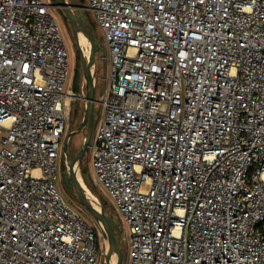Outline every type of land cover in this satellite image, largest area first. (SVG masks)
<instances>
[{
  "label": "built area",
  "instance_id": "obj_1",
  "mask_svg": "<svg viewBox=\"0 0 264 264\" xmlns=\"http://www.w3.org/2000/svg\"><path fill=\"white\" fill-rule=\"evenodd\" d=\"M85 2L107 50L94 185L127 228L122 264H264V0ZM58 10L0 0V264H102L59 185Z\"/></svg>",
  "mask_w": 264,
  "mask_h": 264
},
{
  "label": "rangeland",
  "instance_id": "obj_2",
  "mask_svg": "<svg viewBox=\"0 0 264 264\" xmlns=\"http://www.w3.org/2000/svg\"><path fill=\"white\" fill-rule=\"evenodd\" d=\"M69 1H71V0H69ZM86 7H87V5H86ZM86 7L80 8V11H82V16L84 17L83 20L84 21L86 20L85 22L87 24H88L87 14L89 16H91V18L93 19V21L91 19V23L92 22L94 23L93 36H94L96 45L98 46V51L96 54V68H95V76H96V80H97L95 100L97 102L98 99L100 98V95H101V92L103 89L104 78L107 75V60H106L107 50L103 46H101L102 41H103L102 32H101L99 26L97 25V23L95 22L93 14L89 10L87 11ZM58 12L60 13V17L59 18L57 17V20H58L59 24H61L63 27L64 36H65L66 41H67L73 79H74L75 71L78 69H79V71H81L82 77H83V71H82V66H81V61H80V54H79V49H78L77 44H76L74 32L71 29V27H68V25H67L68 22L64 19L60 10H58ZM81 47L84 48L85 52L90 51V49H91L90 44H88L86 46H81ZM82 84H83V86H85L84 77L82 80ZM71 91H72L73 97H71L70 105H69L70 106L69 107L70 120H69V125H68V133L78 131L77 133H75V134H77L76 138L73 139V141H71V143L73 144L72 158H74L77 155V153L81 150L83 143L85 142V137H86V134L88 133V128L85 127V128L81 129V124H82L83 119H84V110H85V106H86V101L84 99V97L86 96V89L84 88V92L81 93L79 97H76L74 95L73 89ZM76 109L78 110V113H79L77 115L75 114ZM100 117H101V108L99 107L98 104H96L95 105L93 136H92L91 141H93L95 139L97 128H98V125L100 122ZM64 172L67 173V176L69 177L68 172L65 170H64ZM83 172H85V176L89 180V185H87L85 182V176H84ZM79 175H80L81 180L90 189V192L96 198H98L100 200V202L102 204V208L104 209L105 213L107 214L108 218L110 219V221L114 227V230H115L116 235L118 237V243L121 247L123 256H125L126 246L123 244L124 243L123 240L126 236L125 233L127 231V228L125 227L124 221H123L121 214L118 211L117 206L115 205V202L113 201V199L103 190V188L94 185L95 176H94L93 169H92V150L90 147L87 149L85 157L83 158ZM63 180H64L63 174L61 173L59 185H60L62 195L64 196L66 201L72 207H74L77 211L81 212L82 215L87 219V221L92 226H94V228L97 230V232L99 234L100 250L102 252L101 262H102V264H107L106 259H107L109 245H108V241L105 238L104 233H103L100 225L80 205V203H79V201L75 195L74 190L72 189L73 191H71L70 189H68V186H66V184H65V180L64 181Z\"/></svg>",
  "mask_w": 264,
  "mask_h": 264
},
{
  "label": "water",
  "instance_id": "obj_3",
  "mask_svg": "<svg viewBox=\"0 0 264 264\" xmlns=\"http://www.w3.org/2000/svg\"><path fill=\"white\" fill-rule=\"evenodd\" d=\"M53 6L59 9L62 13L64 19L68 22L69 26L74 32L77 47L79 49L80 61L83 71V77L85 80L86 96L84 97L86 101V106L84 110V119L81 124V129L87 127L88 133L85 137V142L81 150L70 162L68 175L71 186L75 192V195L80 203V205L95 219V221L100 225L105 238L108 241L109 249L107 254V264H112V257H116L115 264H122L124 256L121 247L117 240V235L114 227L105 213L104 209H97L88 199L85 194L78 174L82 165L83 158L89 148V145L93 136L94 128V116H95V95H96V54L98 51V46L86 26L84 25L82 19L78 15V10L80 7L75 6L69 0H53ZM84 38L87 39L90 44V56L86 57L84 48L80 46V40ZM78 131L69 133V137H72ZM64 151L68 155L69 142L65 143Z\"/></svg>",
  "mask_w": 264,
  "mask_h": 264
},
{
  "label": "trees",
  "instance_id": "obj_4",
  "mask_svg": "<svg viewBox=\"0 0 264 264\" xmlns=\"http://www.w3.org/2000/svg\"><path fill=\"white\" fill-rule=\"evenodd\" d=\"M72 4H74L75 6H77V7H80V8H82V7H86V2H85V0H71L70 1ZM78 15L80 16V18L82 19V21H83V23H84V25L86 26V28L88 29V31L90 32V34L92 35V37L94 38V36H93V26H94V23L92 22L91 23V16H89L88 14H87V18H88V24L83 20V16H82V11H80V9L78 10ZM86 13V12H85ZM92 21H93V19H92ZM91 23V24H90ZM67 25H68V27H70L69 26V24L67 23ZM95 40V39H94ZM82 80H83V77H82V73H81V71H79V69L78 70H76L75 71V74H74V79H73V86H72V89H73V92H74V95L76 96V97H79L80 96V94L82 93V89H81V87H82ZM75 114L77 115V114H79L78 113V110L76 109L75 110ZM64 170L66 171V168H65V166L63 165V172H62V174H63V178H64V180H65V184H66V186H68V189H70L71 191H73L72 189V186H71V183H70V180H69V177L67 176V173H65L64 172ZM65 173V174H64ZM84 173V176H85V172H83ZM63 180V181H64ZM85 182H86V184L87 185H89V180H88V178L85 176ZM96 240H97V244H98V246L100 247V245H99V234H98V232H97V230H96ZM117 240H118V237H117Z\"/></svg>",
  "mask_w": 264,
  "mask_h": 264
},
{
  "label": "bare ground",
  "instance_id": "obj_5",
  "mask_svg": "<svg viewBox=\"0 0 264 264\" xmlns=\"http://www.w3.org/2000/svg\"><path fill=\"white\" fill-rule=\"evenodd\" d=\"M88 44H89V42H88L87 39L82 38V39L80 40V46H86V45H88ZM85 54H86V57L89 58V56H90V51H86ZM78 177H79V179H80V182H81V184H82V188H83L85 194L87 195L88 199L91 200L92 204H93L97 209L101 210V209H102V204H101L100 200H99L98 198H96V197L90 192V189H89V188L87 187V185L81 180L79 174H78ZM115 262H116V257L113 256V257H112V264H115Z\"/></svg>",
  "mask_w": 264,
  "mask_h": 264
},
{
  "label": "flooded vegetation",
  "instance_id": "obj_6",
  "mask_svg": "<svg viewBox=\"0 0 264 264\" xmlns=\"http://www.w3.org/2000/svg\"><path fill=\"white\" fill-rule=\"evenodd\" d=\"M77 136V134H74L71 138V141H73V139H75ZM70 141V144H69V158L71 159V161L73 160L72 158V154H73V144L71 143Z\"/></svg>",
  "mask_w": 264,
  "mask_h": 264
}]
</instances>
